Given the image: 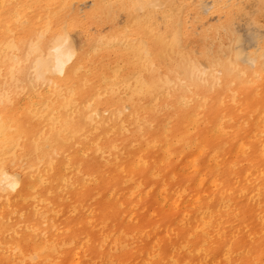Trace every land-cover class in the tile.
I'll return each instance as SVG.
<instances>
[{
    "label": "bare ground",
    "instance_id": "1",
    "mask_svg": "<svg viewBox=\"0 0 264 264\" xmlns=\"http://www.w3.org/2000/svg\"><path fill=\"white\" fill-rule=\"evenodd\" d=\"M58 1H0V264H264V32L194 57L166 0H117L79 46Z\"/></svg>",
    "mask_w": 264,
    "mask_h": 264
},
{
    "label": "rangeland",
    "instance_id": "2",
    "mask_svg": "<svg viewBox=\"0 0 264 264\" xmlns=\"http://www.w3.org/2000/svg\"><path fill=\"white\" fill-rule=\"evenodd\" d=\"M73 1L74 0H64L63 3L65 5H63L61 1H58V4H57L58 11H57V14L55 15V17L57 18V22L59 23L58 25L65 26L66 28L69 26L70 35L74 38L75 42L79 46L86 45L88 41H90L94 37H97V35H106L108 33H111L112 31H115V30H118V29L124 31L125 26H126V22H127V8L125 6L124 7L120 6L118 4L119 2L117 3V0H103V1L100 0V12L102 14L101 19L93 18L91 21H88V22L86 20V15L90 11H92V9L94 7V0H81V1L80 0H75L74 2ZM166 1L167 2L165 4V6L162 7V10H164V14H167V15L170 14L171 12H174L177 16L180 15V16H178L180 18L177 17L180 21H178V19H177V21L180 22L181 25H177L176 28H178V26H179L180 31L178 29L177 30L180 33L182 32L183 34L186 35L184 40H182V43L184 44L185 49H187V50L188 49L189 50L192 49L191 50L193 52L192 56H194V57H199L200 53L203 50H206V51L207 50L208 51L213 50V52H215V54L218 53L217 55L226 56V52L227 51L223 52V50H225L224 49L225 46L231 45V47H233V49L235 47L234 50H237V48L240 46L239 44H243V45H241V50L244 49L243 51H244L245 55L243 54L242 51L241 52L243 54L242 55L243 57L246 56L245 58L242 57V61L244 62V61H246L248 59L249 53L252 50H255V48H256L257 42H255L256 44H254V39L257 38V36H259L260 34L258 33V35L256 36L255 33H257L258 31L260 33H261V31H262V33L264 32V15H263V13H264V5H259V2L257 0H214V1L213 0H201V1H199V0H176V2H174L175 0H166ZM204 1H205V3H204ZM215 1L219 2L220 4L223 3V7L220 9V11L219 10L218 11L217 10H213L212 7H211L212 4L215 3ZM200 2H202L204 5L202 4V6H201L199 4ZM104 3H106V4H104ZM239 3H240V5H239ZM0 4H1V2H0ZM108 4H110L109 6L111 7V8H109V10L111 9V11L108 12L109 14H107ZM75 5H76L77 9L79 7L81 10H79V9L77 10L75 8ZM181 5L184 6L185 9H182L183 7ZM230 5L231 6L233 5V7H231ZM192 7H193V9H192ZM202 7H203V9H202ZM245 7H246V9H245ZM90 8H91V10H90ZM179 10H181V12ZM59 11H61V12H59ZM168 11H169V13H168ZM226 11H228L227 13L230 12V18H231V22H230V24H231L230 26L231 27H230V29H231V32H233V33L231 34V32H229V33L226 34V32L223 31V29H219L218 32H217L218 34L215 37V39H217V40L214 39V40H211L213 42L209 41V42L202 43L201 40H200L202 38H200V36L203 34L204 31H207V30H210V29L220 28L222 26V24L226 21V19H227ZM69 12H72V13H69ZM218 12H219V14H218ZM240 12H241V14H240ZM62 13H63V16H62ZM155 14L152 16L151 20H149V21L145 20L147 28L149 30V27H150L151 28L150 31L154 32L155 34L158 33V34L164 35L166 37V39L168 40L170 38V33L166 30V22L164 20V16L161 13H159L158 11L155 12ZM63 17H64V20L62 19ZM79 17H80V19H79ZM161 17L163 19L160 21ZM65 18H66V20H65ZM157 18H159V19L157 20ZM211 18H213V19H211ZM1 19H2V15H1V12H0V20ZM83 19H85V20H83ZM24 20H25V18L21 19V22H23V23H21L20 26H22V27L27 26V23H26V21L24 22ZM108 20H110L112 23L109 22ZM66 21H68V22H66ZM182 21L184 23H186V24H184ZM189 21H190V23H189ZM235 22H237V23L235 24ZM64 23H65V25H64ZM98 23H100V24H98ZM151 23H152V26H151ZM72 24H74V25H72ZM148 25H149V27H148ZM208 25H209V27H208ZM235 25H237V28H236ZM188 26H189V28H188ZM196 26H198V27H196ZM188 29H189V32H188ZM252 30H254L255 33H253L254 31L252 32ZM94 32H96V33H94ZM254 34H255L256 37L254 36ZM263 35H264V33L261 36H263ZM237 37H240L241 39H239ZM236 39H238V42H239L238 45H237V40ZM255 40L257 41V39H255ZM221 41H222V43H221ZM187 42H189V43H187ZM231 43H233V44H231ZM254 45H255V47H254ZM208 46H209V49H208ZM242 47H244V48H242ZM239 48H238V50H239ZM109 57L108 58H109V63H110V68L111 69L113 68V66H114L116 61L119 62V64L121 66L125 67V64L122 63V60L116 59L114 53H111ZM202 130H203V127L198 131V134ZM160 153H162V152L160 151ZM184 162L185 161H183V164H184ZM173 164H174V166H177L178 169L181 168V165H178L177 159H175L173 161ZM231 230L232 229H230L229 231L231 232Z\"/></svg>",
    "mask_w": 264,
    "mask_h": 264
}]
</instances>
